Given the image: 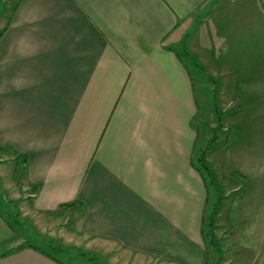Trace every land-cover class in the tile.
Listing matches in <instances>:
<instances>
[{"label":"crops","instance_id":"0c3cea01","mask_svg":"<svg viewBox=\"0 0 264 264\" xmlns=\"http://www.w3.org/2000/svg\"><path fill=\"white\" fill-rule=\"evenodd\" d=\"M221 7L16 0L0 24V160L21 161L27 208L44 221L39 234L72 246L69 259L206 264V185L192 165L198 106L177 47L204 68L193 44L218 36ZM214 68L222 73L218 94L238 107L223 115L234 138L227 134L207 158L264 188V85L252 86L260 80L252 65L242 81L229 65ZM11 235L0 218V246L20 243H3ZM0 264L60 263L23 246Z\"/></svg>","mask_w":264,"mask_h":264},{"label":"rangeland","instance_id":"374dc122","mask_svg":"<svg viewBox=\"0 0 264 264\" xmlns=\"http://www.w3.org/2000/svg\"><path fill=\"white\" fill-rule=\"evenodd\" d=\"M15 1L0 0V24L6 19ZM228 1L231 3H220L216 0L217 5L222 6L219 19L215 23L219 24L220 28L218 36H210L211 38L206 39L203 46L193 44L198 51L196 52L202 53V57L206 60L203 69L194 66L181 48L177 47V49L190 71L198 106L193 119L198 132L193 160L201 150H206L207 162L214 169L220 188L219 192L223 198L215 229L220 251L214 250L206 242L207 264H262L264 258V188H262V181H256L255 177L252 184L248 183L249 180L247 181L246 176L242 175L243 171L242 174H239L240 171L233 173L228 167L223 170L222 166L215 165L207 158L211 146H220L224 143L227 134H233L234 138V133H231L232 128L224 120L223 115L233 114L238 107L233 99L225 100L222 95L218 94L222 73L219 74L214 68L215 64H219L220 68L229 65L233 77L238 81L250 75L249 67L252 65L254 71L252 76L257 77L256 74L260 76V80H253L252 86L264 85V0ZM224 4L227 5L224 7ZM231 4H235V7L227 9V6ZM222 12H225L226 18L229 16V20L224 22L220 19L223 16ZM199 17L201 18V14ZM197 25L198 22H194L193 29ZM188 33H191V30ZM210 50L214 52L216 60H211ZM209 76L215 81H212ZM214 103L217 104L221 116L219 126ZM3 157L5 156H2L3 160H0V218L3 221L6 218L9 219L14 230L20 235L13 241L12 246L25 239L41 247L36 224L41 225L44 221H41V218L27 208L29 197L26 193L30 191L29 189L26 192L24 190L23 165L20 161ZM230 163L232 160H227L224 165L228 166ZM209 197L208 212L211 211L216 201L213 189L209 190ZM2 200L12 202V204L4 203ZM14 213L16 218H12ZM66 215L69 216V214ZM59 219L65 225L69 224L68 217ZM7 247L8 245L0 246V249H7ZM68 260L69 264H95L86 256L72 257Z\"/></svg>","mask_w":264,"mask_h":264},{"label":"trees","instance_id":"16d2710c","mask_svg":"<svg viewBox=\"0 0 264 264\" xmlns=\"http://www.w3.org/2000/svg\"><path fill=\"white\" fill-rule=\"evenodd\" d=\"M186 57L190 59V61L194 64V66H197L199 69H203L200 65V63L197 61L195 55L191 54L189 51L184 50ZM178 51V55H179ZM180 56V55H179ZM181 60L183 61L182 57L180 56ZM212 81H215L211 77H209ZM216 83V82H215ZM214 111L217 113V120H218V126L221 123V116L219 115V109L217 104L214 103ZM215 129V128H213ZM214 138V137H213ZM212 138V139H213ZM196 147V146H195ZM20 161V160H17ZM21 163V161H20ZM192 165L195 167V169L202 175L205 181L206 185V204H205V209H204V214L202 217V222H201V235L205 241L207 242L210 247H212L214 250L217 249L219 250L218 247V242L217 238L215 235V229H216V222H217V216L219 214L223 198L219 192V184L217 182L216 176L214 169L208 164L207 159H206V150H201L199 154H197L195 160H193ZM23 168H25L23 166ZM213 189L214 190V195H215V203L212 205L211 211L208 212V204H209V190ZM4 203H10L12 202H7L6 200H2ZM14 204V203H13ZM70 204H66V207L70 206ZM65 207V206H64ZM14 216L12 218H16L15 213L13 214ZM11 218V217H10ZM18 221V220H17ZM4 222L7 224L9 229L12 231V235L10 238H8L6 241L3 243H9L11 241L16 240L18 237H20L19 233H17L16 230H14L12 226V222L9 219H4ZM38 238L41 243V247L36 246L35 244H32L28 242L27 240L23 239L22 242L17 244L13 248H7L5 250L0 251V255H6L11 252H14L23 246H30L32 248H35L36 250H39L40 252L44 253L46 256L49 258L57 261L60 264H69V256L70 253L73 251V247L69 245H64L63 243L59 242L56 239H51V238H45L44 236L37 234ZM2 245V244H1ZM8 245V244H7ZM3 246V245H2ZM220 251V250H219ZM218 251V253H220ZM219 255V254H218ZM219 258V256H218ZM207 264V262H206ZM262 264H264V258L262 260Z\"/></svg>","mask_w":264,"mask_h":264}]
</instances>
